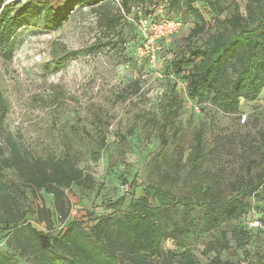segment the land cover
I'll use <instances>...</instances> for the list:
<instances>
[{
  "label": "rangeland",
  "instance_id": "374dc122",
  "mask_svg": "<svg viewBox=\"0 0 264 264\" xmlns=\"http://www.w3.org/2000/svg\"><path fill=\"white\" fill-rule=\"evenodd\" d=\"M29 1L38 0H0V7L9 5L14 11ZM189 2L209 21L206 30L191 40L188 36L200 21ZM171 3L131 0L126 9L121 0L84 1L74 6L56 30H48L42 22L24 26L15 39L11 60L3 58L0 48V90L9 103L0 125V147L6 146L5 135L10 133L31 154L68 155L90 174L92 187L74 185L66 190L71 215L85 226L115 210L122 215L138 198L153 192L156 163L177 149L186 163L198 133L208 149L214 150L208 166L230 181L240 172L242 156L249 157L252 147L261 148L264 143V90L257 100H241L236 111L226 112L212 93L204 100L189 97L192 65L180 73L171 65L190 47L203 45L218 22L233 14L235 4L246 15L247 0L225 1L218 10L207 0H182L176 8ZM167 16L181 17L185 27L158 42L161 51L153 63L138 50L151 24ZM174 99L182 102L176 112L171 111ZM104 136L107 146L101 149ZM1 180L22 182L14 169L4 170ZM186 189L182 185L174 192ZM26 192L21 202L28 210L27 221L41 230L56 229L54 196L45 191ZM263 198L259 192L251 199L252 210L246 216L223 221L209 232L196 226L203 208L186 211L180 206L178 217L186 219L181 223L190 226V232L187 239L179 237L178 241L187 244L200 264L217 254L233 264H259L255 254L264 252V227L259 226L256 213L264 207ZM150 200L157 203L152 195ZM41 207L51 211V225L40 221ZM7 234L0 224V248L14 264H31L7 247ZM178 241L166 240L164 250L179 251ZM226 242L229 248L204 253L209 244Z\"/></svg>",
  "mask_w": 264,
  "mask_h": 264
},
{
  "label": "trees",
  "instance_id": "16d2710c",
  "mask_svg": "<svg viewBox=\"0 0 264 264\" xmlns=\"http://www.w3.org/2000/svg\"><path fill=\"white\" fill-rule=\"evenodd\" d=\"M59 1H29L14 11L9 5L0 7V48L6 61L12 59L15 39L24 26L42 22L48 30H56L69 18L74 6L101 0ZM130 1L121 0L126 9ZM181 1L172 0L171 7H180ZM225 1L228 0H207V3L218 10ZM188 7L200 21L188 36L191 40L206 30L209 21L192 8L191 2ZM246 11L243 14L235 4L233 14L218 22L203 45L190 47L172 61V68L178 73L192 65L188 84L191 99L204 100L212 93L226 112H234L241 100L252 102L261 95L264 90V0H247ZM181 104L174 99L171 111L176 112ZM8 111V100L0 90V125L4 124ZM5 141L6 146L0 147V175L6 169H14L22 182L17 185L0 181V224L8 231L7 247L31 264H200L187 244L178 241L179 237L187 239L190 232V226L181 223L186 219L181 221L178 217L179 207L183 206L186 211L195 206L203 208L196 226L201 232H209L223 221L246 216L252 210L251 199L259 192L264 193V143L261 148L252 147L249 157L242 156L240 172L230 181L208 166L214 150L208 149L202 134L198 133L186 163H183V152L178 149L174 155H164L156 163L158 179L153 192L138 198L122 215L115 210L85 226V222L71 215L66 190L74 185L90 188L93 177L68 155H33L10 133L5 135ZM163 143H167L166 138ZM106 146L104 136L100 148ZM256 153L258 158H252ZM182 185L187 188L185 193L174 192V188ZM26 189L33 194L45 191L54 196L56 229L41 230L27 221L28 210L21 202L27 195ZM151 195L156 204L150 200ZM40 214V221L51 225V211L41 207ZM256 219L264 227V207L256 213ZM61 221L65 223L64 228H60ZM168 239L178 241L180 250H164ZM227 248V242L209 244L204 253ZM255 255L258 263L264 264V252ZM0 264H14L8 252L1 248ZM206 264L233 262L217 254Z\"/></svg>",
  "mask_w": 264,
  "mask_h": 264
},
{
  "label": "built area",
  "instance_id": "2783aa9c",
  "mask_svg": "<svg viewBox=\"0 0 264 264\" xmlns=\"http://www.w3.org/2000/svg\"><path fill=\"white\" fill-rule=\"evenodd\" d=\"M184 27L185 23L182 18L162 17L154 22L145 32V38L138 50L140 56L148 57L153 63L158 61V53L161 51L158 42L177 34ZM64 225L65 223L61 221L60 228H64Z\"/></svg>",
  "mask_w": 264,
  "mask_h": 264
}]
</instances>
